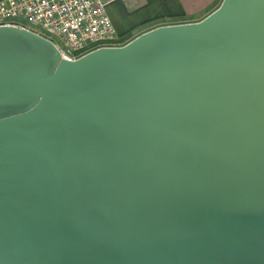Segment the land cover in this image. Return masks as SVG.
Instances as JSON below:
<instances>
[{
    "label": "water",
    "instance_id": "95a60500",
    "mask_svg": "<svg viewBox=\"0 0 264 264\" xmlns=\"http://www.w3.org/2000/svg\"><path fill=\"white\" fill-rule=\"evenodd\" d=\"M0 264H264V0L72 62L0 27Z\"/></svg>",
    "mask_w": 264,
    "mask_h": 264
},
{
    "label": "built area",
    "instance_id": "2783aa9c",
    "mask_svg": "<svg viewBox=\"0 0 264 264\" xmlns=\"http://www.w3.org/2000/svg\"><path fill=\"white\" fill-rule=\"evenodd\" d=\"M111 0H0V27L25 29L51 42L68 62L120 43L106 14Z\"/></svg>",
    "mask_w": 264,
    "mask_h": 264
},
{
    "label": "crops",
    "instance_id": "0c3cea01",
    "mask_svg": "<svg viewBox=\"0 0 264 264\" xmlns=\"http://www.w3.org/2000/svg\"><path fill=\"white\" fill-rule=\"evenodd\" d=\"M222 0H111L106 14L120 43L161 26L195 23L219 7Z\"/></svg>",
    "mask_w": 264,
    "mask_h": 264
},
{
    "label": "rangeland",
    "instance_id": "374dc122",
    "mask_svg": "<svg viewBox=\"0 0 264 264\" xmlns=\"http://www.w3.org/2000/svg\"><path fill=\"white\" fill-rule=\"evenodd\" d=\"M213 12V11H212ZM204 19V18H203ZM201 21V20H200ZM130 42V41H129ZM128 42V43H129ZM127 43H124L123 45L121 44L120 46H118V47H115V48H119V47H122V46H124V45H126Z\"/></svg>",
    "mask_w": 264,
    "mask_h": 264
},
{
    "label": "trees",
    "instance_id": "16d2710c",
    "mask_svg": "<svg viewBox=\"0 0 264 264\" xmlns=\"http://www.w3.org/2000/svg\"><path fill=\"white\" fill-rule=\"evenodd\" d=\"M217 9V8H216ZM205 18V17H204Z\"/></svg>",
    "mask_w": 264,
    "mask_h": 264
}]
</instances>
